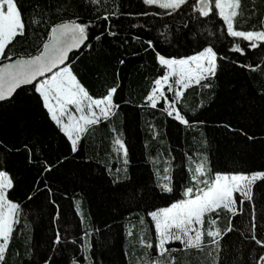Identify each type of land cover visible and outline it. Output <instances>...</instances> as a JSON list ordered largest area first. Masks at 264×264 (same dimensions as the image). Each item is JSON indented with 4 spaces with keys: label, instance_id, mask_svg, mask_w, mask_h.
<instances>
[{
    "label": "trees",
    "instance_id": "1",
    "mask_svg": "<svg viewBox=\"0 0 264 264\" xmlns=\"http://www.w3.org/2000/svg\"><path fill=\"white\" fill-rule=\"evenodd\" d=\"M195 2L166 14L142 0H17L26 30L9 45L11 59L36 54L52 23L77 17L91 21L87 43L92 47L71 55L73 70L93 96L116 86L119 108L91 126L72 153L36 94L18 90L12 102L0 103V167L14 176L10 198L21 205L4 264H43L49 257L53 264H146L149 257L158 259L141 245L142 235L153 236L147 213L181 198L196 163L207 158L212 172L264 171V100L259 95L264 91V42L245 47L248 42L227 35L218 10L203 17ZM112 12L116 15L105 20ZM238 12L239 30L264 28V0H241ZM106 29L115 35L105 32L99 41L93 39ZM236 43L243 53L232 50ZM207 45L218 52L219 68L215 78L185 89L178 104L190 121L184 125L166 114L164 102L152 107L146 99L164 72L157 53L178 58ZM208 82L211 89L202 86ZM241 128L255 139L241 135ZM117 137L128 148L127 163L123 151H117ZM24 145L34 146L39 163L27 162ZM44 161L53 168L41 174ZM165 167L173 177L172 193L159 188ZM245 199L238 200L235 215L220 211L217 227L225 233L217 238L219 245L205 237L204 249L196 251L176 242L179 248L170 252L176 264H260L264 248L251 236H264V180L254 182L252 199ZM253 214L257 228L250 232ZM229 223L231 232L226 231ZM57 230L62 240L53 245Z\"/></svg>",
    "mask_w": 264,
    "mask_h": 264
},
{
    "label": "snow or ice",
    "instance_id": "2",
    "mask_svg": "<svg viewBox=\"0 0 264 264\" xmlns=\"http://www.w3.org/2000/svg\"><path fill=\"white\" fill-rule=\"evenodd\" d=\"M96 4L100 0H94ZM143 4L158 6L167 10L166 14H171L180 10L182 5L188 0H142ZM241 0H197L192 6L203 17H210L218 10V16L226 24V33L232 38H242L248 42L245 47L256 48L258 42H264V28L260 30H239L235 25V18L239 14L238 10ZM148 13H137V15H147ZM109 15H116L115 12L106 13L105 20ZM91 21L80 22L79 18H69L58 23H52L46 31V39L42 41V47L36 49V54L21 56L14 61L11 59L9 45L17 37L25 35L26 24L22 16L21 8L17 0H0V103L12 102L18 90L29 94H36L37 99L47 110L51 121L55 123L59 131L64 134L69 142L70 152L76 153L79 150V142L83 135L91 126L99 124L102 120L109 119L115 115L119 105L114 101L117 87H109L106 94L93 96L78 78L73 70V65L69 54L73 50H78L81 46L91 48V43H86L89 39V28ZM105 32L115 35L114 32L106 29L93 39L99 41ZM149 47H155L152 40L148 41ZM6 49H9L6 52ZM233 51L244 52L240 43H236ZM218 52L213 46H204L193 55L180 57H167L157 53L159 64L163 66L164 72L153 82L154 86L146 99L152 107H156L158 99L168 102L165 110L169 117H174L176 121L184 125H189L190 121L186 115L182 114L177 105L184 95V90L191 84H201L202 81H210L216 77L219 64ZM223 59L224 57H220ZM7 61V62H4ZM123 63V61H121ZM203 87L211 89V82L204 83ZM165 87L173 93L175 99L168 100L165 95ZM260 98L264 100V91L260 92ZM202 123V121H200ZM224 127L231 131V124ZM113 131H116L113 129ZM240 134L249 140L255 139L248 135L242 128ZM114 143L118 146L117 151L122 150L127 163L128 148L124 140L117 137ZM27 152V162L29 164L39 163L35 157L34 146L24 145ZM62 158L59 162L63 163ZM53 165L44 161L42 173L51 172ZM120 170L117 169V172ZM192 175L188 177L190 186H185L181 198L174 199L168 206L154 207V210L147 213L154 223V233L158 242L154 254L158 259L149 257L146 264H176V257L167 256L172 252L169 247L171 242H180L185 250L194 249L202 251L205 247V237L208 243L219 245L218 237L224 235L225 230L217 227L219 213L226 210L232 215L237 214L238 198L252 199V187L259 178L264 180V171H254L250 174L242 171L212 172L207 158L195 164L194 169H189ZM170 167L163 169V182L159 188L165 193H172L173 177L169 175ZM119 176L113 183L119 181ZM15 178L6 167H0V264H4L6 254L17 223V214L21 209L20 203L10 198V192L15 191ZM45 189L50 193L51 188L45 182ZM179 187L177 191L179 192ZM32 199V195H28ZM54 204L55 201H52ZM57 205V209H58ZM211 214H216V218H210ZM59 213L53 218H58ZM264 220V217H261ZM208 225L207 228L205 227ZM257 228L256 217L253 214L249 231L254 232ZM231 223L226 231L231 232ZM132 233L130 232L129 235ZM84 236H88L85 232ZM251 239L264 248V236L257 238L252 235ZM62 236L59 230L53 237V245L60 244ZM75 243V239L72 241ZM147 248H152L153 244L142 240ZM260 264H264V255L259 256ZM43 264H53L52 259L45 258ZM76 264V262H74Z\"/></svg>",
    "mask_w": 264,
    "mask_h": 264
},
{
    "label": "rangeland",
    "instance_id": "3",
    "mask_svg": "<svg viewBox=\"0 0 264 264\" xmlns=\"http://www.w3.org/2000/svg\"><path fill=\"white\" fill-rule=\"evenodd\" d=\"M193 84H195V83H193ZM193 84H191V85H193ZM185 91V90H184ZM165 95L168 97V100H173V99H175V97L173 96V93L171 92V91H168L167 90V87H165ZM158 102H164L165 104H166V106L168 107V102L166 101V100H164V99H158ZM177 107H179L178 105H177ZM257 180H259V178L257 179ZM256 180V181H257ZM255 181V182H256ZM237 195V198H238V200H240V201H244V200H246L244 197H240L239 196V194H236ZM149 218H150V216H149ZM149 222L150 223H152V231H153V236L151 237V236H145V235H142L141 236V241L142 240H144V241H147L148 243H152L153 244V247H154V249H153V247L152 248H149L150 250H152V252H153V255L155 256V254H154V250H155V247H156V243L158 242V240H157V237H156V235H155V233H154V223L151 221V218H150V220H149ZM206 227V226H205ZM207 228V227H206ZM175 244H177L176 242H171L170 243V245H169V247H172L173 249L172 250H174V249H178L179 247H177ZM141 245H143V246H145L146 247V245L145 244H143V243H141ZM173 254V253H172ZM172 254H166V256H165V259L167 258V256H174V257H176L175 255H172Z\"/></svg>",
    "mask_w": 264,
    "mask_h": 264
},
{
    "label": "water",
    "instance_id": "4",
    "mask_svg": "<svg viewBox=\"0 0 264 264\" xmlns=\"http://www.w3.org/2000/svg\"><path fill=\"white\" fill-rule=\"evenodd\" d=\"M86 43H87V41H86ZM83 47H84V46H81V48H80V49H78V50H73V52H72V53H70V54H69V56L71 57V55H72L73 53H75V52H77V51L81 50ZM17 58H19V57H17ZM17 58H15V59H17ZM15 59H13V61H14Z\"/></svg>",
    "mask_w": 264,
    "mask_h": 264
}]
</instances>
